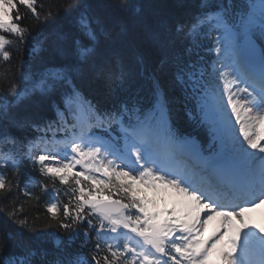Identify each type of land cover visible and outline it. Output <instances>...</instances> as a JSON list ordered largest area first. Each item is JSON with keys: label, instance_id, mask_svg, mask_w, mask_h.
I'll use <instances>...</instances> for the list:
<instances>
[{"label": "trees", "instance_id": "1", "mask_svg": "<svg viewBox=\"0 0 264 264\" xmlns=\"http://www.w3.org/2000/svg\"><path fill=\"white\" fill-rule=\"evenodd\" d=\"M221 1L0 0V90L11 100L0 114V134L28 131L47 114L75 116L79 106L108 118L113 113L137 128L153 125L156 112L180 123L185 133L196 132L191 128L206 118L191 116L189 106L213 115L201 94L211 53L189 31L201 13ZM33 73L52 79L30 85ZM38 175L41 184L47 182ZM67 185L65 208L53 214L41 190L25 189L14 175L4 183L0 174V213L28 233L24 247L35 249L40 239L50 245L65 240L85 206L99 196L123 193L127 183L95 184L79 177ZM21 240L0 222V264Z\"/></svg>", "mask_w": 264, "mask_h": 264}, {"label": "rangeland", "instance_id": "2", "mask_svg": "<svg viewBox=\"0 0 264 264\" xmlns=\"http://www.w3.org/2000/svg\"><path fill=\"white\" fill-rule=\"evenodd\" d=\"M237 78L234 72L229 75L227 91L224 96L227 97L226 100L221 99L220 102L219 99L216 100L213 91H210L211 99L218 107L220 121L222 118L223 123L227 126L226 128H234V133H231L230 136L224 130V133H226V140L223 141L224 145L226 142L231 141L226 143V146L235 157L241 151H247L252 146L250 150L262 156L261 159L256 160L254 171H260L264 175V101L258 99L257 96L252 97L249 95ZM221 129L223 133L224 127L221 126ZM238 141H243V145L235 146ZM226 146L225 149L227 152ZM127 148L140 160L139 164L136 165V171H129L127 169L130 168L129 166L124 168L122 163L112 161L111 158L105 157L102 152L92 149L90 146L80 147L79 154L86 162L85 165L89 171L93 169L100 174H105L113 170L121 177L130 178L135 182L137 187L144 188L149 194H153L155 197L158 195L163 198L164 203L176 210L177 214H184L188 219L198 223L201 212L197 208L203 206V201H200L196 195L195 197L192 194L188 196L189 190L183 188L178 181L172 180L170 177L158 173L157 170L147 166V153H142L141 148H138L136 144H130ZM142 164L145 166L142 167ZM55 167L64 169L63 166ZM257 202L258 208L262 209L263 202ZM202 218H204L205 225H207V229H202V234L207 239H210L213 252L216 254L219 253L224 258L226 262L224 264H230L231 259L228 255V248L226 247L224 238L227 223L226 217L221 213H216L208 209ZM227 218L229 221L231 220L235 224L237 223L238 227H254L253 229L257 240L264 235L256 227L259 225L255 222L253 214L249 210L230 212Z\"/></svg>", "mask_w": 264, "mask_h": 264}, {"label": "bare ground", "instance_id": "3", "mask_svg": "<svg viewBox=\"0 0 264 264\" xmlns=\"http://www.w3.org/2000/svg\"><path fill=\"white\" fill-rule=\"evenodd\" d=\"M242 143H243V141H242V142H241V141H238V142L235 144V146H241V145H243ZM226 148H227V146H226ZM227 152H228V155L230 156V158H232V159H235V158H236V157L233 156V154L228 150V148H227ZM228 164L230 165V167H231V169H232L233 171L236 170V168H235L230 162H228ZM247 168H250V164L247 165Z\"/></svg>", "mask_w": 264, "mask_h": 264}]
</instances>
